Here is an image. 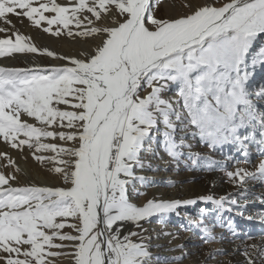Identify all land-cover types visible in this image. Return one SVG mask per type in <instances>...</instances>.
<instances>
[{
  "label": "snow or ice",
  "instance_id": "6c2138e0",
  "mask_svg": "<svg viewBox=\"0 0 264 264\" xmlns=\"http://www.w3.org/2000/svg\"><path fill=\"white\" fill-rule=\"evenodd\" d=\"M239 4L240 0H231L222 8L203 6L186 18L163 20L153 15L150 0H77L71 6L57 0H0L4 8L0 19L5 24L11 25L9 16L15 15L37 26L46 22L48 27L44 31L48 33H53V25L62 26L69 30V36L74 34L71 25L80 28L84 24L80 14L85 11L96 20L101 18V10L107 11L110 5L125 14L118 26L90 27L77 33L85 37L90 33H107V39L89 59L63 57L70 60L72 66L0 68V135L5 141L11 140L13 147L19 148L30 145L34 138L37 152L50 150L57 156L69 153V148L41 142V137L58 136L78 145L74 149V170H70L72 164L63 159L58 162L66 167L54 169L64 174L65 180L71 178L67 187L10 186V180L16 177L7 175L0 167V264H55L49 257L56 258L62 253L53 256L49 249L66 247L63 242H75L76 264H135L130 244L113 245L109 240L107 247L112 255L106 256L101 242L103 233L98 229L102 213L107 214V223L112 225L121 219L115 214L117 210L121 214L128 211L118 199L124 184L121 173L127 167L125 157L131 155L137 134H143V129L134 122L139 104L131 94L143 74L176 64L186 74L185 106L196 114L198 122L207 131L228 127L233 136L242 138L243 124L235 122L238 110L233 107L230 94L218 88L212 78L216 66L221 61L227 62L231 41L222 40L202 50L199 63L209 65V71L195 75V79L190 78L189 73L197 65L185 67L176 56L190 46L189 41L194 45L205 41L207 36L237 29L232 40L240 43L241 35L249 37L264 30L256 27L264 24V0H253L237 7ZM92 23V19H88V24ZM7 31L8 28L0 27V33ZM54 34L59 36L61 28L57 27ZM177 39H180L179 44L175 43ZM27 41L28 37L19 32L14 40L11 36L0 38V56L41 51ZM42 54L57 56L48 48H44ZM170 56L175 60H168ZM54 101L57 105H71L76 110H62L53 106ZM102 105L106 106L103 115L97 118ZM22 114L34 117L42 125H56L59 121L64 127L67 121L66 127L76 129L77 122L80 127L75 135L66 136L63 131L22 121ZM89 124L92 126L88 127ZM21 133L26 139H19ZM0 158L6 159L9 166L16 164L7 153L0 152ZM35 159L45 157L36 155ZM257 167L264 172V163ZM244 172L247 170L236 168L227 175L236 184H242L247 178ZM164 206L149 203L142 215L153 207ZM77 217L79 225L74 222ZM68 219L73 222L66 223ZM66 227L75 234L62 232ZM54 238L62 243H54ZM249 264L253 262L250 260Z\"/></svg>",
  "mask_w": 264,
  "mask_h": 264
},
{
  "label": "rangeland",
  "instance_id": "374dc122",
  "mask_svg": "<svg viewBox=\"0 0 264 264\" xmlns=\"http://www.w3.org/2000/svg\"><path fill=\"white\" fill-rule=\"evenodd\" d=\"M208 1L210 7L221 8L231 3V0H153V15L163 20L186 18L195 10L206 6ZM57 2L66 4L76 0H57ZM252 2L253 0L247 2L245 0L237 7ZM3 10V5H0V12ZM80 15L84 24L80 28L75 24L71 25L70 28L74 33L72 36L67 34L68 29L56 25L52 26L53 33L45 32L44 29L48 27L46 22L37 26L27 18L10 15L12 24L7 25L0 19V27L9 29L5 33H0V38L11 36L14 40L15 34L19 32L28 37V43L36 45L41 50L38 53H12L23 54L24 58L17 60L6 69L63 66L65 64L60 63L67 61L63 57L89 59L96 48L107 39V33H90L87 37L77 33L90 27L118 26L125 14L120 13L114 5H110L107 11L101 10L99 20L86 11ZM88 19H92L91 25L88 24ZM145 23L146 26L149 25L147 19ZM220 23L223 24L225 21ZM57 27L61 28L59 36L54 34ZM256 27L264 29V24H257ZM150 30L154 29L150 28ZM237 31L230 29L218 36H209L205 41L186 49L177 57L181 58L180 63L185 67L189 64L197 65L193 72L189 73V77L195 79V75H203L209 71V65L199 63L202 50L222 40L231 41V54L227 62L221 61L216 66L212 78L218 88L230 94L232 105L238 110L235 122L243 124L240 129L241 141L232 135V129L228 127L207 131L198 122L196 114L187 109L184 103L186 74L176 64L171 67L161 66L142 75L139 89L134 95L135 102L139 104L134 122L138 128L143 129V134H137L131 155L125 157L127 167L122 169L121 179L124 184L121 185L118 197L122 203L124 202L125 208L128 204L133 207L124 214L117 210L115 214L120 215L121 219L112 225L107 223V214L102 213L98 224L99 231L103 233L102 244L107 245L109 240L113 245L130 244L135 264H249L250 260L253 264H264V255H262L264 247L261 249L258 247L259 242L264 238V224L259 225L263 218L256 220L258 215L251 214L253 204L264 206V202L253 197L250 201L245 197L248 195L229 201V198L223 195L235 184L227 175L229 171L243 168L255 175L261 172L257 167L258 164L264 163V30L249 37L241 35L240 43L238 40H232ZM175 43L179 44L180 39ZM44 48L56 52L57 56L48 57L42 54ZM167 59L170 60L171 57ZM89 104H93L91 99ZM53 106H58L62 110H76L71 105H57L55 101ZM21 120L38 127H47L48 130L63 131L66 136L75 135L76 129L80 127L78 122L76 129L66 127L67 121H64V127H61L59 121L56 125H42L27 114H22ZM192 135H195L196 141L191 140ZM19 139L26 137L21 133ZM248 139L256 140L257 143L252 145L253 150H256L253 157L246 162L245 155L241 156L237 148L242 149L245 146L251 149L252 146L247 145L250 143ZM41 142L55 143L69 148V153H60L57 156L50 150L37 152L34 138L30 145L16 148L13 147L11 140L5 141L0 135V152L7 153L11 157L15 153L22 162H18L17 157L16 164L12 166L19 171L10 168L9 176L16 177L15 180H10V186L55 188L70 185L71 178L65 180L64 174L57 173L54 169L66 167L58 162L63 159L69 161L72 164L70 170H74L73 156L77 143L61 140L58 136L41 137ZM201 148L204 149L200 150ZM36 155L45 159L37 160ZM0 159L4 161L6 167H11L6 159ZM67 170L69 169L66 168ZM189 171L197 175L198 179L195 180L197 185L202 186L204 183L210 185L206 186L205 189L208 188L206 193H197L188 182L176 181L178 177L182 178ZM156 179H162L163 183L156 184ZM170 180H174L171 185ZM249 180L239 184L243 190L254 185L258 186L257 191L259 187L264 188V177L262 178L261 175L250 176ZM35 183L38 185H34ZM199 194L203 197H198ZM142 196L148 198V205L153 203L165 206L157 211H150L147 216L144 215L146 218L141 219L136 214L143 212L146 204H141ZM65 222L73 221L68 219ZM74 222L79 225V218L77 217ZM166 228L169 232L162 231ZM61 231L75 234L69 227ZM174 239H179L181 242L178 250L171 243ZM54 243L62 242L54 238ZM63 243L67 246L49 249L53 256L56 253L62 255L49 259H54L55 264H76L75 242ZM252 245L256 247L253 248ZM232 247H234L233 251L230 250Z\"/></svg>",
  "mask_w": 264,
  "mask_h": 264
},
{
  "label": "bare ground",
  "instance_id": "6f19581e",
  "mask_svg": "<svg viewBox=\"0 0 264 264\" xmlns=\"http://www.w3.org/2000/svg\"><path fill=\"white\" fill-rule=\"evenodd\" d=\"M243 1H245V0H242L241 2H240V4L243 2ZM76 2H77V0H76ZM246 2H247V0H246ZM73 3H75V2H72V3H66L65 5H72ZM209 1L207 2V5L206 6H210L209 5ZM245 3V2H244ZM114 26V25H113ZM209 36H207L206 38H208ZM38 40V39H37ZM35 41V40H34ZM189 47H186V48H184L182 51H179V52H177L176 53V56H178V55H180V53L182 52H184L186 49H188V48H193L195 45H198V44H191V41H189ZM171 57V56H170ZM23 58H24V55L23 54H12V55H9V56H5V57H1L0 58V68H9L10 66H12V64L13 63H15L17 60H23ZM169 58V57H168ZM174 59H175V57H171V59H170V61H174ZM26 60V59H25ZM58 64V63H57ZM57 64H55V65H57ZM60 64H68L69 66H72L71 65V63H70V60H67V61H65V62H63V63H60ZM59 64V65H60ZM141 78H142V76L140 77V79L139 80H137V84H136V88H135V90H134V92L131 94V95H133V97H134V95H135V93L138 91V89H139V86H140V83H141ZM170 100H172V99H170ZM105 107L106 106H101V111L100 112H98L97 114H96V116H97V118H99V117H101L102 115H103V112H104V109H105ZM92 125L90 124L89 125V127H91ZM193 137L191 138V140H193V141H196V137H195V135H192ZM238 141H241V140H239V137H238V139H237ZM248 142H250L249 144H247V145H250V146H252L253 144H256L257 143V141L256 140H251V139H248ZM196 147L197 146H195L194 147V149H196ZM253 147L254 146H252L251 147V149H247L245 146H243V148L242 149H240V148H237V151H238V153L241 155V156H243V155H245V157H244V159L246 160V162H247V160H249V158H252L253 157V154L255 153V151L256 150H253ZM256 147V146H255ZM204 148H201L200 150H203ZM199 150V151H200ZM13 153V152H12ZM74 154V153H73ZM12 157H13V159L15 160V159H17V157H18V155H16L15 153H13L12 154ZM19 158V160H18V162H21V159H20V157H18ZM4 161L2 160V159H0V167H2V169H3V171H5V173L7 174V175H10V173H9V170H10V168L11 169H13V166H11V167H6L5 166V163H3ZM22 163V162H21ZM241 167V166H240ZM245 168V167H244ZM241 169V168H240ZM246 169V168H245ZM14 170V169H13ZM241 170H243V168L241 169ZM187 171V170H186ZM13 173V172H12ZM182 173L183 174H185V172L184 171H182ZM248 173H251V172H244L243 174L247 177L246 178V180H249L250 179V176L252 177V176H259V175H261L262 176V178L264 177V173L263 172H259V173H256L255 175H254V173H252L251 175H248ZM14 174V173H13ZM12 175V174H11ZM182 178H184V180L182 179ZM178 177L177 178V182L179 183V182H188L189 184H191V186H192V189H194V191H196L197 193H201V192H204V193H206V190H208V188L207 189H205L206 188V186L207 185H209V184H207V183H204L202 186H200V185H197V183H195V180L196 179H198V177H197V175L196 174H194V173H192L191 171H189V172H186V175H184L183 177ZM183 180V181H182ZM172 181H174V180H170V185L171 184H173L172 183ZM250 181V180H249ZM235 182V181H234ZM155 183L156 184H162L163 183V181H162V179H156L155 180ZM219 183V182H218ZM34 185H38L37 183H35ZM210 186V185H209ZM208 186V187H209ZM214 187V186H213ZM258 186L257 185H254V187H252V188H248L247 190H243L241 187H240V185L239 184H236V182H235V184L232 186V188H231V190H229V191H226V192H224L223 193V195H225L227 198H229L228 200L229 201H231L230 199H235V198H238V197H242V196H244V195H248V196H245V197H247L248 198V200H250L252 197L253 198H255V199H259V200H262L261 202H264V188H258V191L256 190V188H257ZM264 187V186H263ZM212 190V189H211ZM214 192V191H213ZM246 193V194H243V193ZM203 194V193H202ZM200 195L199 194V196L198 197H200V198H202L203 197V195ZM226 197H224V199L226 198ZM197 198V197H196ZM245 199V198H244ZM147 200H148V198H144L143 196L141 197V204L142 205H144L145 203V205H144V207H143V209L144 208H147L148 207V204H147ZM219 200V199H218ZM149 201V200H148ZM251 201V200H250ZM153 202V201H152ZM183 202V201H182ZM124 203V202H123ZM164 205V204H163ZM183 205V204H182ZM126 209L127 210H129L131 207H133V206H130L129 204L128 205H126ZM177 207V206H176ZM252 207H253V210L251 211V214H256V215H258L257 217H256V220H259L260 218H263V220L261 221V223L259 224V225H261V224H264V206H261V205H256V204H253L252 205ZM161 209V208H160ZM153 210V211H152ZM151 211L152 212H154V211H157V210H159V209H156L155 207H153V209H152ZM148 214V213H147ZM147 214L145 215V216H147ZM137 216H140V218L141 219H143V217L144 218H146L144 215H142V212H138V214H136ZM249 216H251V215H249ZM253 217V216H252ZM200 221V220H199ZM137 226V225H136ZM167 228H169V226H167ZM163 229L162 231H164V232H169V230L168 229ZM161 231V230H160ZM161 231V232H162ZM173 232V231H172ZM264 237V236H263ZM183 242V241H182ZM171 243H173L172 245H174L173 247L175 248V249H177L178 250V246H181V242H179V239H174V240H172L171 241ZM231 246V245H230ZM258 247H260V249L262 248V247H264V238L259 242V244H258ZM224 249H226V247L224 248ZM233 249H234V247H232L230 250H232L233 251ZM176 250V252H179V251H177ZM105 255L106 256H109V254H111V250L107 247V245H106V249H105Z\"/></svg>",
  "mask_w": 264,
  "mask_h": 264
},
{
  "label": "water",
  "instance_id": "95a60500",
  "mask_svg": "<svg viewBox=\"0 0 264 264\" xmlns=\"http://www.w3.org/2000/svg\"><path fill=\"white\" fill-rule=\"evenodd\" d=\"M150 3H151V5H152V3H153V0H150ZM104 251H105V249H106V243L104 244Z\"/></svg>",
  "mask_w": 264,
  "mask_h": 264
}]
</instances>
